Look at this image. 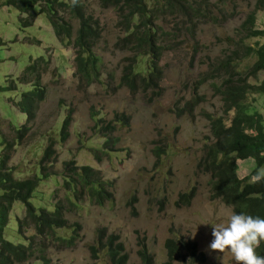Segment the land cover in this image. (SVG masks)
Listing matches in <instances>:
<instances>
[{
    "label": "rangeland",
    "instance_id": "374dc122",
    "mask_svg": "<svg viewBox=\"0 0 264 264\" xmlns=\"http://www.w3.org/2000/svg\"><path fill=\"white\" fill-rule=\"evenodd\" d=\"M254 2L211 0L218 22L201 23L195 40L186 37L183 31L174 30L173 50L166 51L160 62L163 79L159 94H132L119 86L122 67L130 54L115 47L123 36L115 27L117 17L112 10L98 7V0H85L101 28L95 46L102 61L100 82L88 87L74 75V50L58 43L43 15H38L32 26L23 28L18 10L7 6L0 9V153L3 139L15 141L14 127L24 124L30 127L23 140L16 143L9 166L23 172V177L29 176L48 143V136L53 135L51 130L71 112L66 141L61 143L55 136L58 159L53 170L57 178L42 181L31 203L51 208V195L60 187L59 174L65 161L91 166L112 183V201L103 206L85 202L80 210L66 214L70 225L80 227L79 239L70 248L50 245L46 251L48 264H111L106 251H100L97 259L90 252L99 229L106 235H119L129 256L128 264H141L138 251L142 244L148 246L156 264H164L168 239L196 242L199 252L205 254L200 264H235L230 251L219 253L209 249L213 239L210 223L224 222L227 213L234 210L212 197L210 176L199 168L203 147L212 142L208 117L223 115V101L213 89L220 80L204 75L213 60L224 58L225 51L237 48V30ZM171 27L172 23L164 25L166 31H171ZM255 27L264 28L263 10L256 11ZM245 42L264 43V38L250 37ZM40 56L48 58L41 78L46 95L34 119L27 124L26 116L14 103L30 87L20 85L18 78ZM254 59L250 55L242 57L240 70H245ZM263 79L261 71L248 80L259 83ZM10 82L16 85V90L7 89ZM257 100L264 114L263 98ZM196 101L188 114L190 103ZM115 114L123 115L128 124H117L110 136L114 142L112 151L104 153L101 146L104 138L93 129L91 116L103 118L107 124L113 122ZM93 149L100 150V162L94 159ZM239 164L241 176L250 174L255 166L252 159ZM191 192L194 195L189 204L180 199ZM63 196L62 191L58 192L55 201ZM23 210L22 203L14 204L4 230V239L14 244L25 243L16 223Z\"/></svg>",
    "mask_w": 264,
    "mask_h": 264
},
{
    "label": "trees",
    "instance_id": "16d2710c",
    "mask_svg": "<svg viewBox=\"0 0 264 264\" xmlns=\"http://www.w3.org/2000/svg\"><path fill=\"white\" fill-rule=\"evenodd\" d=\"M5 6L19 11L23 28L32 26L35 18L43 15L58 43L74 50V75L79 83L88 87L100 82L102 61L95 53V46L101 37V28L98 19L86 7L85 0H6L0 3V9ZM98 7L112 10L117 17L115 27L123 36L116 41L115 47L130 54L122 67L119 86L132 94H159V84L163 79L160 62L166 51L173 50L174 30L183 31L186 37L195 40L201 23L218 22L211 0H98ZM258 10L264 11V0H255L253 9L246 14L237 30V48L225 51L224 58L213 60L204 75L220 80L213 89L223 101V115L208 117L212 142L204 145L199 168L210 176L214 199H221L235 212L264 218V181L253 183L251 180L256 169L264 167V114L257 105L258 98L262 97L264 101V79L259 83L248 80L264 71V43L251 45L245 42L250 37L264 38V28L255 27ZM171 23V31H166L164 25ZM249 55L255 57L254 61L245 70H240L239 60ZM47 64L48 58L40 56L31 61L18 78L20 85L30 87L14 103L26 116L27 124L34 119L39 104L45 99L46 90L41 78ZM7 89L16 90V85L10 82ZM196 105L197 101L190 103L188 114ZM70 114L51 130L53 135L48 136V143L29 176L23 177V172H16L9 162L16 143L23 140L30 127L26 124L14 127L15 141L2 140L0 264H28L30 261L48 264L46 251L50 245L70 248L79 239L80 227L68 223V212L80 210L85 202L103 206L112 201V183L103 179L99 170L65 161L59 174L60 187L51 195V208L35 207L31 203L33 193L42 181L49 177L57 178L53 170L58 159L55 136L61 143L66 141ZM91 118L93 129L100 138H104L101 145L104 153L112 151L114 142L110 136L117 124L127 125L128 119L115 114L113 122L105 124L103 118L95 115ZM93 150L94 159L100 162V150ZM247 159H252L255 166L250 174L241 176L239 161ZM16 174L21 176L15 177ZM60 191L64 196L55 201ZM193 195L194 192L183 194L180 199L189 204ZM16 202L24 206L22 217L16 218L17 232L24 244L11 243L3 235ZM98 233L94 245L90 246L92 257L97 259L100 251H106L111 264H128L129 256L119 235H106L103 229ZM165 248L167 260L164 264H200L205 260V254L199 252L196 242L190 240L168 239ZM257 251L264 256V242ZM138 255L141 264H156V258L146 244L140 246Z\"/></svg>",
    "mask_w": 264,
    "mask_h": 264
},
{
    "label": "clouds",
    "instance_id": "9594fccd",
    "mask_svg": "<svg viewBox=\"0 0 264 264\" xmlns=\"http://www.w3.org/2000/svg\"><path fill=\"white\" fill-rule=\"evenodd\" d=\"M251 180L253 183L264 181V167L256 169ZM210 224L213 237L209 244L211 251H230L235 264H264V256L257 251L264 242V218L230 211L224 222Z\"/></svg>",
    "mask_w": 264,
    "mask_h": 264
}]
</instances>
